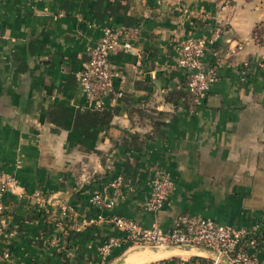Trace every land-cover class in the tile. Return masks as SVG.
<instances>
[{
    "label": "crops",
    "instance_id": "obj_1",
    "mask_svg": "<svg viewBox=\"0 0 264 264\" xmlns=\"http://www.w3.org/2000/svg\"><path fill=\"white\" fill-rule=\"evenodd\" d=\"M107 28L122 30L131 48L109 57L120 78L95 109L79 73ZM212 29L219 37L203 64L217 66V81L199 100L185 89L177 49ZM158 170L173 191L148 213ZM0 171L17 180L3 199L0 264L94 261L116 234L105 221L87 224L98 214L162 230L183 217L254 229L264 262V0H0ZM94 191L116 193L114 207L90 206ZM58 204L71 211L57 246ZM129 249L110 261L211 256Z\"/></svg>",
    "mask_w": 264,
    "mask_h": 264
},
{
    "label": "built area",
    "instance_id": "obj_2",
    "mask_svg": "<svg viewBox=\"0 0 264 264\" xmlns=\"http://www.w3.org/2000/svg\"><path fill=\"white\" fill-rule=\"evenodd\" d=\"M219 37V30L212 29L208 34L197 38L187 37L179 42L176 68L186 75V91L197 99H204L217 81V66L203 64V59ZM119 48L128 50L131 43L123 40V31L107 28L90 51L88 63L79 73V86L90 100L95 101V109L105 105L110 90V82L120 78L119 74L109 67V57ZM122 179H114L110 188L116 190ZM17 180L14 175L0 171V236L4 234L1 217L4 214L3 199L7 193L15 190ZM173 191V181L163 170H158L152 179L149 195L142 204L148 213L159 211L167 202ZM116 193L94 191L89 197L90 206L99 211L111 210L115 204ZM57 215L52 220L50 243L60 245L59 228L71 208L67 205H56ZM109 223L116 234L108 236L97 248V258L87 264H110L115 249L128 244L130 249L146 248L158 250H200L210 253L209 257L171 258L160 264H264L256 251L258 239L254 229L240 228L233 230L211 219L201 217H183L176 226L169 230L159 227H144L140 223L115 214L103 216L98 214L87 224ZM8 257L7 253L4 255Z\"/></svg>",
    "mask_w": 264,
    "mask_h": 264
},
{
    "label": "rangeland",
    "instance_id": "obj_3",
    "mask_svg": "<svg viewBox=\"0 0 264 264\" xmlns=\"http://www.w3.org/2000/svg\"><path fill=\"white\" fill-rule=\"evenodd\" d=\"M136 251H150V249H146V248H135L133 250H130L128 253H131V252H136ZM176 252L179 251V250H175ZM124 258V257H123ZM123 258H119L114 264H120L122 263L123 261ZM110 264H113L112 262H110Z\"/></svg>",
    "mask_w": 264,
    "mask_h": 264
},
{
    "label": "bare ground",
    "instance_id": "obj_4",
    "mask_svg": "<svg viewBox=\"0 0 264 264\" xmlns=\"http://www.w3.org/2000/svg\"><path fill=\"white\" fill-rule=\"evenodd\" d=\"M167 252H169V251H167ZM181 252H183V251H181ZM130 254V253H129ZM127 256V255H126ZM165 256V255H164ZM127 258V257H126Z\"/></svg>",
    "mask_w": 264,
    "mask_h": 264
}]
</instances>
